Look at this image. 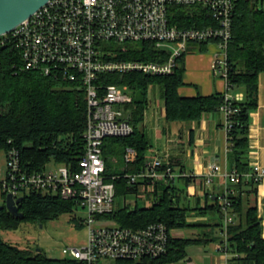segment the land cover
Returning <instances> with one entry per match:
<instances>
[{
  "label": "trees",
  "instance_id": "trees-1",
  "mask_svg": "<svg viewBox=\"0 0 264 264\" xmlns=\"http://www.w3.org/2000/svg\"><path fill=\"white\" fill-rule=\"evenodd\" d=\"M196 14L198 13L195 10L192 14L180 11L177 15L179 25L204 27L208 24V20ZM231 32L226 49L225 79L228 89L241 90L243 98L230 101V107L236 111L231 115L232 126L227 138L228 159L232 164L228 172H237L238 179L227 178L226 187L221 190L220 195L215 194L212 204L190 207L181 205L176 199L178 192H184L185 187L178 188L175 180L182 179L186 186L192 175H178L166 182H156L153 189L149 190L155 194L149 205L139 206L135 203L133 207H129L124 204L107 215L125 227L140 228L153 222H162L170 230L197 226H212L214 230L219 226L221 235L207 231L197 232L194 236L173 235L169 236L167 252L163 255L140 259L117 258L102 264H175L189 259L188 246L210 242H220V248L226 252L227 264H264V225L258 215L257 205L232 191V187L239 186L241 177L251 168L247 154L249 120L250 112L257 107L258 76L264 72V6H258L257 0H235ZM207 44L208 42H200L192 46L202 52L208 48ZM168 54V50L157 48L154 43L145 41L128 44L125 51L118 49L116 57L164 61ZM185 55L186 53L176 59L177 64L170 74L150 75L132 71L101 75V79L106 83L126 84L131 94V101L123 107L133 131L125 136L106 137L102 143L108 178L115 176L112 179L115 198L124 197L131 192L137 193L141 185L140 182L130 183L125 175L135 174L144 169L151 148L142 125L150 85L157 84L162 88L164 117L168 122L198 121L205 112L220 111L224 103L225 91L194 96H182L178 93V88L186 84ZM86 110V94L77 82L22 70L19 68L15 51L9 47L2 49L0 150L15 148L21 164L31 170H39L50 161L75 163L85 149L83 133L86 128ZM126 148L135 150L134 160L125 161ZM118 155L122 157L121 166L110 172L108 159ZM171 168L173 169L172 166ZM249 179L252 184L255 183L253 179ZM207 198L211 199L208 195ZM221 199L228 202L225 210ZM74 209V201L70 199L30 191L25 193L18 203L21 217L14 216L3 205L0 209V231L15 230L22 222L43 224ZM191 211L198 215L216 212L219 221L215 224L190 222L187 217ZM227 215L231 220L225 223ZM0 264L84 263L68 256L49 257L43 249L21 248L7 242L0 235Z\"/></svg>",
  "mask_w": 264,
  "mask_h": 264
},
{
  "label": "built area",
  "instance_id": "built-area-1",
  "mask_svg": "<svg viewBox=\"0 0 264 264\" xmlns=\"http://www.w3.org/2000/svg\"><path fill=\"white\" fill-rule=\"evenodd\" d=\"M234 3L235 0H48L12 30L1 34L0 59L2 49L9 47L15 51L20 69L77 82L86 94L87 119L84 153L75 163H54L52 167L45 165L31 170L21 164L15 148L0 150L5 159L0 177V205H5L7 194L15 200L30 191L74 201L75 209L81 208L87 213L80 219L81 225L87 227V238L80 246H64L62 254L84 264L165 254L169 236L175 235L178 229L170 230L162 222L140 228L125 227L107 217L114 210L112 179L115 176L108 178L102 143L106 137L130 134L133 127L123 107L131 101L127 85L106 83L101 75L132 71L170 74L178 57L197 49L193 44L208 42L207 47L215 48L214 64L225 79ZM194 10L196 15L208 20V24L180 26L178 13L192 14ZM145 41L168 50L167 59L147 61L116 57L118 49L125 51L128 44ZM227 89L226 82L220 111L228 138L231 115L236 111L230 107V101L242 98ZM135 156L134 149L126 148L125 161H132ZM1 171L0 167V174ZM218 173L219 165L210 163L204 185H210ZM178 175L188 174L175 173L164 156L154 154L147 156L143 170L125 176L130 183L140 182L143 190L149 191L157 181L166 182ZM222 175L237 180L239 174L227 171ZM245 175L255 183L262 182L264 168L253 164ZM220 201L225 210L228 202ZM230 220L229 215L225 216V223Z\"/></svg>",
  "mask_w": 264,
  "mask_h": 264
},
{
  "label": "crops",
  "instance_id": "crops-1",
  "mask_svg": "<svg viewBox=\"0 0 264 264\" xmlns=\"http://www.w3.org/2000/svg\"><path fill=\"white\" fill-rule=\"evenodd\" d=\"M190 52L193 55H185L184 59L186 84L178 88V93L182 96H194L226 91L225 79L221 69L215 66L213 56L206 59L203 54H196L194 50ZM230 92L243 98V92L239 89L232 88ZM146 110L147 108L142 125L151 143L150 154L147 156L162 155L170 162L175 173L183 171L192 175L189 184L185 186V191H179L176 199L181 205L190 207L212 204L215 194L220 195L227 184V178L222 173L232 168L228 159V142L221 111L205 112L198 121L168 122L164 117V106L157 107V110L149 112L148 115H145ZM248 136L249 165L259 164L264 168V72L258 76L257 107L250 112ZM210 163L219 165V173L213 177L212 183L206 186L204 175ZM178 180L180 179H176L175 183ZM232 191L256 203L258 215L264 225V181L252 184L249 177L244 175L241 177L240 185L233 186ZM207 195L211 199H208ZM187 220L193 223L215 224L218 223L219 216L216 212L198 215L191 211ZM198 227L201 231L213 232L212 226H197L191 228V231L197 233ZM216 228L221 235V227ZM210 244L212 249L207 247ZM187 252L189 259L175 264H225L227 259L220 248V242L190 245Z\"/></svg>",
  "mask_w": 264,
  "mask_h": 264
},
{
  "label": "rangeland",
  "instance_id": "rangeland-1",
  "mask_svg": "<svg viewBox=\"0 0 264 264\" xmlns=\"http://www.w3.org/2000/svg\"><path fill=\"white\" fill-rule=\"evenodd\" d=\"M257 5L260 7L264 6V0H257ZM194 51L196 54H203L206 59H209L210 56L214 55L215 48L209 46L206 51ZM191 54L193 55L192 52L186 53V56ZM210 72L212 74L211 70ZM157 107H163L162 88L157 84H153L148 90V104L145 115H148L149 112L152 113V111L157 110ZM160 122H162V120H160ZM148 154H150V151H148ZM108 160L110 162V172L116 171V169L121 166L122 157L119 155L118 157L111 156ZM47 166H54V162L50 161ZM0 167L2 169L0 177H2L3 169L5 168V159L1 153ZM176 185L179 188L185 187V183L182 180H178ZM154 196V193L151 191H144L140 185L137 193L131 192L126 194L124 197H116L114 201V209L121 208L124 204H127L129 207H133L135 203L139 206H147L151 203ZM147 200L150 201L147 203ZM0 202H2V200ZM86 216L87 213L85 210L81 208L74 209L71 212L59 215L57 218L49 219L43 224L22 222L17 229L0 231V235L7 242L21 248H30L32 250L43 249L47 256L60 258L63 257L62 248L64 246H80L85 242L87 238V227L85 225H79L78 223H80V219H84ZM197 231L199 233L206 232V230H199V227ZM213 232L217 235L218 229L216 228ZM174 233L176 236L195 235L194 231H191V228L178 229L175 230ZM207 247L212 249L211 244Z\"/></svg>",
  "mask_w": 264,
  "mask_h": 264
},
{
  "label": "water",
  "instance_id": "water-1",
  "mask_svg": "<svg viewBox=\"0 0 264 264\" xmlns=\"http://www.w3.org/2000/svg\"><path fill=\"white\" fill-rule=\"evenodd\" d=\"M48 0H0V35L12 30L16 25L27 19L34 11ZM22 196L13 199L7 194L5 207L14 216L21 217L18 203ZM3 205H0V209Z\"/></svg>",
  "mask_w": 264,
  "mask_h": 264
}]
</instances>
